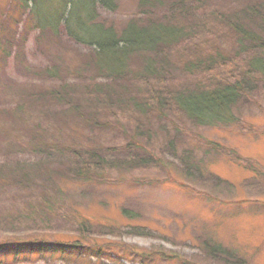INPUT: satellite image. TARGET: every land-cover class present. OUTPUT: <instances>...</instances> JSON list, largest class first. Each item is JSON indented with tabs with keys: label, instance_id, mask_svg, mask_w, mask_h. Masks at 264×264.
Returning <instances> with one entry per match:
<instances>
[{
	"label": "rangeland",
	"instance_id": "1",
	"mask_svg": "<svg viewBox=\"0 0 264 264\" xmlns=\"http://www.w3.org/2000/svg\"><path fill=\"white\" fill-rule=\"evenodd\" d=\"M171 2L140 7L138 0H117L114 11L100 9L99 19L115 27L134 19H163L176 8ZM187 5L200 15L193 18L195 25L202 26L185 47L219 46L232 59L229 70L220 67L218 75H236L257 55L255 41L241 42L243 47L234 42L228 21L253 20L260 35L264 0ZM58 36L49 48L29 25L27 11L22 14L12 0H0V169L18 161L29 173L27 182L17 174L0 187V243L14 242L0 250V264H264L260 74L247 78L233 106L234 121L201 126L173 109L159 113L114 103L121 92L151 101L149 87L128 77L109 84L89 67L77 72L72 67L84 70L89 49L62 31ZM182 50L179 46L173 53L179 57ZM49 66L56 68L55 77L47 74ZM167 70L172 73L161 91L210 78ZM95 81L111 87L113 104L85 98L82 93ZM60 87L73 92L57 100L51 93ZM80 105L88 106L94 122L84 119L83 111L72 114V107ZM44 125L46 149L29 137ZM88 163L90 175L78 178L76 170ZM45 166L51 168L50 181ZM74 238L91 248L69 255L47 248L40 252L38 242L31 245Z\"/></svg>",
	"mask_w": 264,
	"mask_h": 264
},
{
	"label": "trees",
	"instance_id": "2",
	"mask_svg": "<svg viewBox=\"0 0 264 264\" xmlns=\"http://www.w3.org/2000/svg\"><path fill=\"white\" fill-rule=\"evenodd\" d=\"M162 1L164 0H138V4L140 7L159 5ZM191 1L198 0H172L171 4L173 8L174 6L176 8L167 18L162 16L160 18L163 19L148 22L134 19L125 22L120 27L105 24L99 19L100 9L105 12L114 11L117 0H12V3L15 4L16 11L20 10L22 14L24 11L28 12L29 25L40 32L41 41L47 42L49 48L57 42L58 31H62L65 36L89 49L90 55L85 56L82 63L84 70L74 67L72 69L83 72L86 67H89L109 84L128 77L132 81H138L139 84L149 87L151 101L143 103V99H131L121 92L115 93L117 99L114 103L122 105L128 102L136 110L158 111L159 113L173 109L201 126L227 124L235 120L233 106L245 91L244 85L245 87L248 85L247 78L257 72L264 80V29L260 26L262 31L257 32L260 35H256L257 24H252L253 20L248 22V19L236 17L228 21L234 42L243 47L241 42L255 41L258 52L257 55L248 59L243 67L241 66L239 73L236 70V75L231 76L233 80L230 79L231 77L224 79L222 75L216 73V70L220 67L229 70L232 59L219 49V46L206 45L198 50L185 47V44L189 45L196 37L198 38L195 30L202 26V24L195 25L196 20L193 18L199 20L200 15L187 5ZM211 16L220 21L226 19L220 14L213 13ZM179 46H182L183 50L178 51L181 53L179 57H176L173 51ZM173 68L181 69L182 73L187 76L191 73L198 77L207 75L210 78L207 81L198 79L196 83L188 87L183 86L181 82L176 85L175 89L161 91L160 87H166L168 83L165 78H168L167 74L171 71L167 69ZM46 72L54 77L55 73L57 74L53 66L47 67ZM239 74H241L240 78ZM95 84L91 91L82 93L85 98L89 97L88 101L92 100L96 104H113L112 99L115 98H111L109 94L112 92L111 87L98 81H95ZM66 92L73 91L60 87L59 90H54L51 96L60 100L61 97L66 96ZM87 110H89L88 106L80 105L72 107L71 112L79 114L83 111L88 115L84 119L94 122L96 117H92L91 112L86 113ZM47 131L46 125L40 129H32L33 134L29 136L32 137V144L46 149L48 140L44 134ZM45 167H47L45 170L47 181H50L49 179L53 177L51 168ZM91 168V163L81 165L76 170L78 178L88 177ZM17 174L22 183L27 182L29 173L23 165L18 164V161L10 162L7 168L2 167L0 187L10 183ZM86 221V218H83L80 225L84 226ZM34 242H38L40 252L47 248L51 252L57 251L70 255L76 249L91 248V246L80 244L78 238L52 242L39 239L31 241V245L35 244ZM11 244L14 242L0 243V250H5ZM97 250L99 252L101 248ZM215 250L218 249L215 248Z\"/></svg>",
	"mask_w": 264,
	"mask_h": 264
}]
</instances>
